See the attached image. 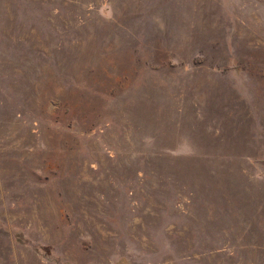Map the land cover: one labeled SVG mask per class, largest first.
<instances>
[{
  "label": "rangeland",
  "instance_id": "obj_1",
  "mask_svg": "<svg viewBox=\"0 0 264 264\" xmlns=\"http://www.w3.org/2000/svg\"><path fill=\"white\" fill-rule=\"evenodd\" d=\"M0 264H264V0H0Z\"/></svg>",
  "mask_w": 264,
  "mask_h": 264
}]
</instances>
